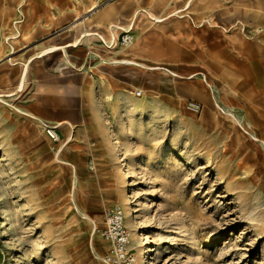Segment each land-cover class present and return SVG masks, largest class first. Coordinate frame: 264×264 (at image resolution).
<instances>
[{
  "label": "rangeland",
  "instance_id": "rangeland-1",
  "mask_svg": "<svg viewBox=\"0 0 264 264\" xmlns=\"http://www.w3.org/2000/svg\"><path fill=\"white\" fill-rule=\"evenodd\" d=\"M130 201L139 261L264 264V0H0V264H106Z\"/></svg>",
  "mask_w": 264,
  "mask_h": 264
},
{
  "label": "built area",
  "instance_id": "built-area-1",
  "mask_svg": "<svg viewBox=\"0 0 264 264\" xmlns=\"http://www.w3.org/2000/svg\"><path fill=\"white\" fill-rule=\"evenodd\" d=\"M133 39L132 28H129L121 33L117 43L119 46H126ZM188 108L198 112L201 107L200 104L192 101ZM47 133L54 141H62L56 127L48 128ZM125 215V210L119 205L111 206L106 211L105 225L101 231V235L108 243L107 251L103 255L106 264H141L131 248V231L125 224Z\"/></svg>",
  "mask_w": 264,
  "mask_h": 264
},
{
  "label": "bare ground",
  "instance_id": "bare-ground-1",
  "mask_svg": "<svg viewBox=\"0 0 264 264\" xmlns=\"http://www.w3.org/2000/svg\"><path fill=\"white\" fill-rule=\"evenodd\" d=\"M151 14V13H150ZM149 16V15H148ZM137 18V17H136ZM155 19L154 20H156V21H159L160 19H158L157 18V16L156 17H154ZM139 28L141 29V25H139ZM125 60V59H124ZM122 166L125 168V166H126V163L125 162H123L122 163ZM129 185V184H128ZM132 211H133V205H132V203H131V201L130 202H128L127 204H125V212L127 213V214H131L132 213ZM138 234V233H137ZM139 236V235H138ZM152 249H151V247H150V245H146V249L144 250V251H140V263L141 264H150V255L148 256V260H146V261H144V252H147V251H151Z\"/></svg>",
  "mask_w": 264,
  "mask_h": 264
},
{
  "label": "crops",
  "instance_id": "crops-1",
  "mask_svg": "<svg viewBox=\"0 0 264 264\" xmlns=\"http://www.w3.org/2000/svg\"><path fill=\"white\" fill-rule=\"evenodd\" d=\"M132 31H133V28H132ZM59 135H60V134H59ZM60 137H61V136H60ZM61 138H62V137H61ZM63 139H64V138H62V141H60V142H63Z\"/></svg>",
  "mask_w": 264,
  "mask_h": 264
}]
</instances>
